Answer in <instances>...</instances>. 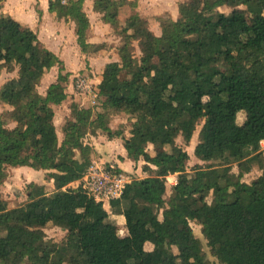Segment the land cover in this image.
<instances>
[{
	"label": "trees",
	"instance_id": "16d2710c",
	"mask_svg": "<svg viewBox=\"0 0 264 264\" xmlns=\"http://www.w3.org/2000/svg\"><path fill=\"white\" fill-rule=\"evenodd\" d=\"M249 1L182 0L177 20L155 17V35L149 20L132 14L135 2L94 0L93 10L121 37L118 61L104 65L95 113L102 123L121 113L133 119L128 137L104 124L102 130L122 139L142 174L108 201L109 213L80 188L94 157L83 141L90 109L69 103L59 143L53 107L69 98L70 74L35 33L0 19V71L17 73L0 86V104L11 109L0 118V190L10 166L43 170L46 180L28 183L20 206L8 208L0 194V264H264V0H253L261 13L242 18ZM68 2L77 44L90 56L97 47L86 42L84 0ZM60 8V0H49V11ZM57 64V78L41 96L38 86ZM200 123L196 148L205 164L185 171L189 156L176 139L188 145ZM253 168L257 180L241 185ZM190 222L205 230L214 262ZM50 227L67 234L48 241Z\"/></svg>",
	"mask_w": 264,
	"mask_h": 264
},
{
	"label": "rangeland",
	"instance_id": "374dc122",
	"mask_svg": "<svg viewBox=\"0 0 264 264\" xmlns=\"http://www.w3.org/2000/svg\"><path fill=\"white\" fill-rule=\"evenodd\" d=\"M171 0H143V3H137V9L135 17L143 18L146 17L150 22V29L153 33L158 32L160 34L159 25L158 22L155 20V17H162L166 19H171L170 14H173L176 10L177 3H170ZM175 2H177L175 0ZM181 2V1H180ZM178 6V5H177ZM241 8L246 10V13L242 14V18H247L249 14H259L261 13L258 6L255 4L253 0H250L247 2L244 6ZM178 10V9H177ZM223 12H229L230 10L227 8H221L220 9ZM116 36L114 39H112L109 42H104L101 47L100 51L103 49V54H100L98 52L97 55L93 57H89V62L85 59L79 58V57H69L67 59V64L70 65L65 66L64 65V73L67 72L70 74L69 76V82L68 87H66V92L69 94V98L62 103L60 106L55 107L54 111V118L53 123L56 129L58 142L61 143L64 139V133L62 131V128L66 122L67 119H69L70 109H69V103L70 101L76 102V104L80 108L87 107L89 104V100L85 95L80 96V92L76 89L75 83L77 79H84L93 89V91H99V89L102 87L103 83L101 82V73L100 69L102 65L106 62H111L114 60H118V57L116 56ZM135 55L139 59L140 54L138 51V43L135 44ZM94 58V59H92ZM88 62V66L85 65V63ZM61 65H54L50 71L43 77V79L40 82V85L38 86V92L41 96H44L47 88L55 82L59 67ZM73 66H76L74 68ZM11 78H17L16 71L12 73H8L6 71H0V86L6 82L7 80ZM92 83V84H91ZM94 91V93H95ZM10 108L7 105L0 104V118H5L8 116L10 112ZM243 117V112H239L238 114V123H241V119ZM115 120V124L112 126L111 130H122L123 135L128 136L129 131L133 127V119L128 116L118 117L113 119ZM201 123L196 127L195 132L192 136V139L188 145H185L182 138L178 137L176 139V144L182 147L188 154L189 159L186 163L185 171L190 170L194 165H204L205 162L201 161L198 158V151L196 148L197 145V137L198 132L201 128ZM115 139V138H113ZM116 138L115 143L120 148V144L122 139ZM120 144H119V143ZM262 146L264 147V143H262ZM24 154V153H23ZM121 151L113 150V153H99L95 154L93 157V162L100 164V166H103L101 164H113L115 166L122 165L123 163L128 164L122 165V168L127 169L124 170L125 172V178L128 180L135 179V178H141V170L140 166L141 163L135 164L132 160L129 159V156H120ZM104 167V166H103ZM230 171L233 173H236V167L231 166ZM8 176L6 180L4 181L0 194L2 198L6 201L8 208H13L16 206H20L26 202V195L24 192V189L26 185L30 182L38 183V184H45V171L43 170H34L32 168H29L27 166L20 167V166H10L7 168ZM178 175V174H177ZM177 175L169 176L167 178V187H166V193H165V202L168 201V199L173 195V185L176 183ZM260 175V171L257 168H253L248 174L244 175L241 180V185H249ZM209 201V199H208ZM166 208V204L161 205V210ZM102 209L103 211L110 212V208L108 207V203H102ZM101 213V211H99ZM98 212V213H99ZM123 218L121 216L117 217V224L118 227L121 229V233L123 232L122 226H123ZM189 227L192 230V232L200 239L201 244L203 246V249L206 253V257L209 261L214 262L215 259L213 257V251L212 249L207 245L206 239H205V230L198 225H195L194 223L190 222ZM46 234V239L51 242H60L67 234V230H63L58 227H50L44 230ZM261 254L264 256V249L261 251Z\"/></svg>",
	"mask_w": 264,
	"mask_h": 264
},
{
	"label": "crops",
	"instance_id": "0c3cea01",
	"mask_svg": "<svg viewBox=\"0 0 264 264\" xmlns=\"http://www.w3.org/2000/svg\"><path fill=\"white\" fill-rule=\"evenodd\" d=\"M112 1L115 3L118 0H112ZM129 1L135 2V7L132 8V14L135 16L137 3H143V0H129ZM176 1L177 2H175V0H171L170 3H177L178 5V3L182 0H176ZM177 5L175 12L173 14H170L171 21H175L178 18ZM93 6H94V0H84L83 10L89 21V27L86 31V42L95 45L97 47V52L90 56H86L83 52H81L80 47L77 44V40H76L77 37L75 33V22L67 16V10L70 7L69 2L65 5L61 4V8L59 10H55L51 12L49 11V0H0V19H2L3 17H8L10 19H13L19 22L20 24H22L23 26H25L26 28H28L33 33H35L41 44L50 51H52L62 61V67L64 68L65 65L68 68V66L70 65L67 64V59L69 57L75 56L82 58L84 60L86 59L89 62L88 60L90 59L89 57H93L97 55L98 52L100 54H103L104 50L102 49L100 51L101 45L104 42L111 41L112 39L115 38V36L117 38L116 40L117 47L121 44V37L117 36L113 32L109 24H106L102 21L101 14L95 12L93 10ZM143 18L147 19L146 17ZM154 34L160 35L158 34V32ZM117 47H116V56L118 57ZM114 61H118V60H114ZM88 62L85 63L86 66H88ZM107 63L109 62H106L102 65L100 69L101 74L104 65ZM73 67L76 68V66ZM102 87H104V84L102 85ZM79 94L80 96L83 95L81 92ZM93 94L96 96L94 100H92L90 95H85L89 100L88 103L89 105L84 108L90 109V112L88 113L87 117L89 121H92V127L85 135L83 139L84 143L88 144L92 148L93 153L95 154H99L100 152L108 154V153H113V150H116V151H121V154L119 155L122 157L129 156L130 155L129 152H127L123 147L122 140L119 139L121 141V144L118 142L120 144V148H119L115 143L116 138L113 139L107 137L105 131L102 130L103 124L111 130L112 126L115 124V120L113 119L128 115H126L125 113L114 115L111 116L110 118L103 120L102 123L101 121L98 120V115H96L95 113V105L99 100L98 91H95V93ZM100 101L105 103L106 98L101 97ZM70 102H74V101H70ZM55 107L58 106H54L53 111ZM70 114H71V110H70ZM54 117L55 116H53V118ZM128 136L125 135L124 137H128ZM92 163L100 166V164L93 162V160ZM126 164L128 163L126 162ZM126 164L123 163L122 165H126ZM101 165H103L104 168L105 165H110V167L112 168H117L118 170H121L122 172H124V174L126 172L124 170H127L122 168V165L115 166L113 164H107V163Z\"/></svg>",
	"mask_w": 264,
	"mask_h": 264
},
{
	"label": "built area",
	"instance_id": "2783aa9c",
	"mask_svg": "<svg viewBox=\"0 0 264 264\" xmlns=\"http://www.w3.org/2000/svg\"><path fill=\"white\" fill-rule=\"evenodd\" d=\"M67 4L68 0H60ZM75 86L83 95L95 99L94 91L84 79H77ZM126 177V176H125ZM124 175H115L110 170L96 164H91L81 183V190L97 203H108L110 199L119 197L122 188L129 181Z\"/></svg>",
	"mask_w": 264,
	"mask_h": 264
}]
</instances>
